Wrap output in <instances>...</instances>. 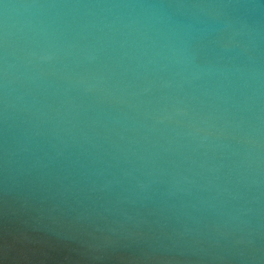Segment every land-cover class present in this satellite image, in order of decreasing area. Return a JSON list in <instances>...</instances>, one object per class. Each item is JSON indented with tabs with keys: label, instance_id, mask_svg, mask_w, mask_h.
<instances>
[{
	"label": "water",
	"instance_id": "1",
	"mask_svg": "<svg viewBox=\"0 0 264 264\" xmlns=\"http://www.w3.org/2000/svg\"><path fill=\"white\" fill-rule=\"evenodd\" d=\"M0 264H264V0H0Z\"/></svg>",
	"mask_w": 264,
	"mask_h": 264
}]
</instances>
